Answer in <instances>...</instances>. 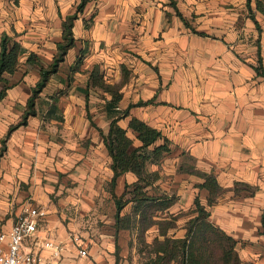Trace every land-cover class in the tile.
<instances>
[{
	"label": "crops",
	"instance_id": "crops-1",
	"mask_svg": "<svg viewBox=\"0 0 264 264\" xmlns=\"http://www.w3.org/2000/svg\"><path fill=\"white\" fill-rule=\"evenodd\" d=\"M173 1L87 0L77 11L80 0H0V38L6 33L20 43L24 51L17 69L23 65L26 70L0 100V135L10 118L20 117L12 110L27 100V88L33 85L29 74L40 77L39 66L26 62L28 54L48 66L62 40L63 21L75 12L74 44L59 66L86 72L84 86H95L101 94L47 98V109H36L25 125L10 132L0 157V218L6 217L0 231L25 206L44 207L38 235L64 247L51 264H141L135 240L127 235L137 228L115 229L112 197L137 175L127 170L109 189L111 156L101 135L125 109L128 114L117 124L126 129L131 148L140 144L128 127L131 117L160 130L161 138L149 148L168 142V152L146 163L147 171L157 174L147 194L175 197L154 216H176L166 235L184 236L198 199L208 219L236 240L242 261L264 264V14L256 0L250 6L247 0ZM121 64L125 75L117 88L119 98L109 106L110 87L118 78L107 79L103 69L117 74ZM94 67L102 74L99 84L89 79ZM45 119L50 122L43 126ZM183 156L191 159V168ZM200 172L212 173L220 186L212 203ZM104 202L109 204L107 220ZM89 212L95 220L91 226ZM143 234L146 242L164 237L157 223ZM88 235L89 240L83 239ZM129 241L134 242L131 250ZM81 247L86 255L78 253ZM41 255L48 257L50 251L41 249Z\"/></svg>",
	"mask_w": 264,
	"mask_h": 264
},
{
	"label": "trees",
	"instance_id": "trees-1",
	"mask_svg": "<svg viewBox=\"0 0 264 264\" xmlns=\"http://www.w3.org/2000/svg\"><path fill=\"white\" fill-rule=\"evenodd\" d=\"M17 1V0H15ZM87 0H80L77 5V11L82 10ZM174 4V1L171 0ZM250 6V0H247ZM255 6L264 14V2L256 0ZM178 14L182 15L178 12ZM76 17V12L66 16L63 21L62 40L57 42V51L53 56L52 62L48 66H43L38 58L29 53L26 62L37 64L39 66L40 77L31 89V94L27 97L26 105L20 119L11 123L2 138L3 145L0 147V157L6 149V139L10 132L20 125L27 123L29 115L36 114V97L46 85L51 74L56 73L58 66L63 61L64 56L73 44L74 37L72 33V21ZM258 26V23H256ZM24 51L20 43L6 33L0 38V81L6 73H13L19 65V56ZM83 57V51L77 56L74 67L78 65ZM260 60V57H259ZM73 67V68H74ZM99 75V76H98ZM101 74L94 67L90 71V82L101 83ZM11 85H1L0 100L5 96L7 88ZM105 86L107 89L108 86ZM109 106H114L119 98L118 93H113ZM127 109L114 118L109 123L106 133L101 131L103 141L111 156V168L113 176L110 181L109 189L112 190L116 177L131 170L137 175V180L131 183H125L122 193L116 195L112 193L115 202L114 227L119 228H137L139 232L140 247L138 252L141 256V264H253L242 261L236 251V240L227 234L224 230L213 224L208 219V211L201 205L198 199H195V206L191 211L195 214L190 217L185 224V234L182 237L168 236L166 231L169 227L175 226V215H170L168 219L156 220V213L163 212L174 201L173 195L166 193L147 194L146 188L152 185L156 179L155 172H149L146 169L147 162L157 161L164 152L169 151L166 139L158 145L149 148L161 138L160 130L148 125L146 122L131 117L128 127L136 132V137L140 141L138 146L131 148L132 140L126 134V129L117 124V119L127 115ZM205 178L201 186L209 190L208 203H212L220 190L215 176L212 173L200 172ZM130 203L129 211L120 214L122 209ZM157 223L159 232L164 235L162 239L155 237L151 242L144 239V231L149 225ZM262 232H264V210L261 213Z\"/></svg>",
	"mask_w": 264,
	"mask_h": 264
},
{
	"label": "rangeland",
	"instance_id": "rangeland-1",
	"mask_svg": "<svg viewBox=\"0 0 264 264\" xmlns=\"http://www.w3.org/2000/svg\"><path fill=\"white\" fill-rule=\"evenodd\" d=\"M25 67L23 65H20L19 69H16L14 75H8V76H3L4 78L0 81V87L1 85H13L14 83L17 82V79L23 74L25 73ZM104 75L106 76L107 79H115L118 78V80H114V84L110 87V91H112L113 93H118L117 88L119 85V83L122 81L123 76L125 75V69L123 67V65H119L118 66V72L116 74V72L114 71H110L108 69H103ZM86 72L83 71H79V73L69 70L68 65L67 64H61L58 68V71L56 73H53L50 75L49 80L47 81L46 85L43 87V89L38 93V96L36 97V100L38 103H36V109H47V103H45L47 101V98L49 99H53L58 97L60 94H68L70 93H78V94H86L89 98H94L95 96H99L101 95L99 91L96 90L95 86H90L89 84L87 86H84V80L81 81V79L85 78V74ZM99 76V75H98ZM102 76V74H101ZM37 77V78H36ZM38 76H32L31 74H29L28 76V81L29 83L33 84L31 86H29L27 88L28 90V96L31 94V89L32 87L35 85L36 81L38 80ZM60 79L63 80H68L70 81V86L67 87L65 85V82L63 81H59ZM57 84H54V83ZM103 84H101L102 86ZM107 87V86H106ZM101 88H105V86H102ZM106 89V88H105ZM100 97V96H99ZM98 102V101H96ZM93 102H90V104H92ZM25 105H26V100L23 102V104L19 103L17 105L14 106V110H12L15 114L20 113V117H21V113L24 111L25 109ZM20 117H13L12 119L10 118L9 120L12 121L11 123H15L17 122ZM44 122L41 121V125H46L50 122L49 119H45L43 120ZM57 126V125H56ZM6 131H4L3 134L0 135V147L3 145V142H1L2 138L4 137ZM6 143V142H5ZM182 159L184 160V164L185 167L187 168H191V159L187 156H183ZM105 203V202H104ZM103 210H104V215H105V219L107 220L109 218V214L108 212V203H105V205H103ZM8 216V215H7ZM12 216V215H11ZM6 217H1L0 218V230L2 229V224L4 223ZM86 218L88 219L87 225L91 226L92 223L95 221L93 214L92 213H88L86 215ZM14 220V217H13ZM104 220H102L100 223H104ZM98 221V220H96ZM96 223V222H95ZM105 224V223H104ZM132 233H127L128 236L131 235V238L133 239V241L135 240V245H134V251L137 252L138 248L141 246L140 242H139V232H136V234L134 233V231H132ZM91 235L85 236V238L83 239H87L89 240V238H91ZM126 237V236H125ZM135 238V239H134ZM130 243L133 244L134 242L129 241V249H130ZM131 250V249H130ZM131 252V251H129Z\"/></svg>",
	"mask_w": 264,
	"mask_h": 264
},
{
	"label": "built area",
	"instance_id": "built-area-1",
	"mask_svg": "<svg viewBox=\"0 0 264 264\" xmlns=\"http://www.w3.org/2000/svg\"><path fill=\"white\" fill-rule=\"evenodd\" d=\"M42 206L27 205L17 215L10 227L0 231V264H51L64 252L63 245L52 237L41 238L38 230L46 218ZM41 249H48L50 255H41ZM80 255H86L85 248H79Z\"/></svg>",
	"mask_w": 264,
	"mask_h": 264
}]
</instances>
